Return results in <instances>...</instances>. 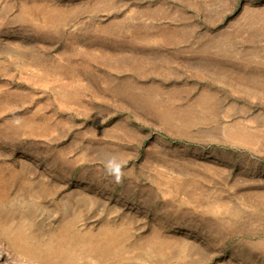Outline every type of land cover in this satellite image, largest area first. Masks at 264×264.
<instances>
[{
  "label": "rangeland",
  "instance_id": "rangeland-1",
  "mask_svg": "<svg viewBox=\"0 0 264 264\" xmlns=\"http://www.w3.org/2000/svg\"><path fill=\"white\" fill-rule=\"evenodd\" d=\"M0 209L118 234L77 264H264V0H0Z\"/></svg>",
  "mask_w": 264,
  "mask_h": 264
},
{
  "label": "bare ground",
  "instance_id": "bare-ground-1",
  "mask_svg": "<svg viewBox=\"0 0 264 264\" xmlns=\"http://www.w3.org/2000/svg\"><path fill=\"white\" fill-rule=\"evenodd\" d=\"M235 136L248 141L252 137ZM12 212L16 213L15 210ZM8 214L0 209V264H77L80 254L88 258L102 257L118 240L117 233L106 230L96 235L85 233L83 239L75 241L68 237L69 228L65 225L49 238L43 249L23 237V226H13L9 221L12 215Z\"/></svg>",
  "mask_w": 264,
  "mask_h": 264
}]
</instances>
